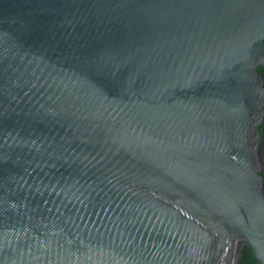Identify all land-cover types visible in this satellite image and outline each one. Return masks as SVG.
Here are the masks:
<instances>
[{
    "label": "water",
    "instance_id": "1",
    "mask_svg": "<svg viewBox=\"0 0 264 264\" xmlns=\"http://www.w3.org/2000/svg\"><path fill=\"white\" fill-rule=\"evenodd\" d=\"M264 0H0V264H264Z\"/></svg>",
    "mask_w": 264,
    "mask_h": 264
},
{
    "label": "trees",
    "instance_id": "2",
    "mask_svg": "<svg viewBox=\"0 0 264 264\" xmlns=\"http://www.w3.org/2000/svg\"><path fill=\"white\" fill-rule=\"evenodd\" d=\"M257 72L262 76L264 82V65L257 67ZM264 109V106H263ZM257 131L259 134L260 142L264 145V116L260 125L257 127ZM263 178V188H264V146L262 152V170L260 172ZM236 264H257L254 259L253 252L248 244H243L240 249V254Z\"/></svg>",
    "mask_w": 264,
    "mask_h": 264
}]
</instances>
